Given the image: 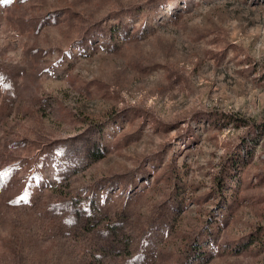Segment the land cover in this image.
Instances as JSON below:
<instances>
[{
	"label": "rangeland",
	"instance_id": "374dc122",
	"mask_svg": "<svg viewBox=\"0 0 264 264\" xmlns=\"http://www.w3.org/2000/svg\"><path fill=\"white\" fill-rule=\"evenodd\" d=\"M0 264H264V0H0Z\"/></svg>",
	"mask_w": 264,
	"mask_h": 264
},
{
	"label": "trees",
	"instance_id": "16d2710c",
	"mask_svg": "<svg viewBox=\"0 0 264 264\" xmlns=\"http://www.w3.org/2000/svg\"><path fill=\"white\" fill-rule=\"evenodd\" d=\"M233 166H234L235 169H238V167H239L238 161H234V162H232V163L230 164V167H233ZM235 179H236V178H235Z\"/></svg>",
	"mask_w": 264,
	"mask_h": 264
}]
</instances>
